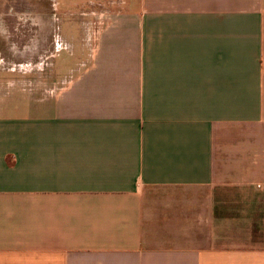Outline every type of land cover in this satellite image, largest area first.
I'll return each mask as SVG.
<instances>
[{"label": "crops", "instance_id": "crops-1", "mask_svg": "<svg viewBox=\"0 0 264 264\" xmlns=\"http://www.w3.org/2000/svg\"><path fill=\"white\" fill-rule=\"evenodd\" d=\"M128 1L0 96V264H264V0Z\"/></svg>", "mask_w": 264, "mask_h": 264}, {"label": "rangeland", "instance_id": "rangeland-1", "mask_svg": "<svg viewBox=\"0 0 264 264\" xmlns=\"http://www.w3.org/2000/svg\"><path fill=\"white\" fill-rule=\"evenodd\" d=\"M140 6L125 0H0L3 101H16V108L21 101L24 113L31 99L45 97L52 85L57 90L67 88L83 57L90 55H84L83 45L89 50L94 44L105 19L100 14Z\"/></svg>", "mask_w": 264, "mask_h": 264}]
</instances>
